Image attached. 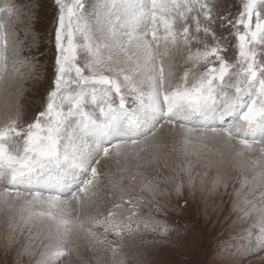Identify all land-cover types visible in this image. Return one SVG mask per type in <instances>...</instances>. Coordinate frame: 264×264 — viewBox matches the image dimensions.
Returning a JSON list of instances; mask_svg holds the SVG:
<instances>
[{
	"label": "snow or ice",
	"instance_id": "6c2138e0",
	"mask_svg": "<svg viewBox=\"0 0 264 264\" xmlns=\"http://www.w3.org/2000/svg\"><path fill=\"white\" fill-rule=\"evenodd\" d=\"M51 4L42 40L31 0L0 5V67L7 72L11 49L14 64L42 79L44 90L41 107L29 113L19 100L26 78L0 76L8 90L0 203L23 205L19 220L5 215L4 251L27 231L42 247L35 264H71L81 243L108 253L107 264H147L126 240L150 246L157 242L144 233L179 237L170 213L234 195L239 217L255 213L250 243L238 254L264 252V194L259 207L243 206L233 175L254 154L250 187L264 191V0H111L95 17L88 0ZM127 45L137 58L121 67L113 56ZM169 141L173 154L180 145L179 162L161 171L154 165ZM209 144L223 151L207 155ZM35 221L48 226L34 229ZM35 254L24 247L13 264Z\"/></svg>",
	"mask_w": 264,
	"mask_h": 264
},
{
	"label": "rangeland",
	"instance_id": "374dc122",
	"mask_svg": "<svg viewBox=\"0 0 264 264\" xmlns=\"http://www.w3.org/2000/svg\"><path fill=\"white\" fill-rule=\"evenodd\" d=\"M5 2L6 0H0V5ZM106 2L110 3L111 0H88L89 14L95 17L104 10L101 6ZM15 3L23 7L29 3V0H15ZM31 4L34 7L36 20L34 31L40 35L42 40L46 31L51 27L50 21L53 15L51 0H31ZM223 10L221 9V11ZM16 30L20 34V38L24 39L23 33L20 32L18 26ZM125 30L130 31L131 29ZM158 35L163 36L162 28L158 32ZM174 51V48H170L169 54L171 55ZM23 55L27 56L28 53L25 52ZM184 55L186 56L187 54L184 53ZM136 58L137 50L134 45H127L125 51H121L113 56L114 60L120 62L121 67L133 66ZM175 62L182 65L183 61L181 60L180 53H176ZM28 71L26 67L14 64L11 49H9L7 72H4L2 67H0V76H4L10 81H18L21 77L26 78V90L19 96V100L22 106L31 113L41 107V98L44 90L43 80L41 79L37 83L32 77H28ZM32 76H37L36 71H33ZM7 92V89L0 87V124L4 120L5 103L8 98ZM11 92L13 95H16L15 87L11 89ZM172 146L173 142L169 141L157 159L154 168L164 171L166 163L169 169H171L179 162L181 154L180 145H175L177 151L174 154L172 153ZM219 151H223V149L219 146L214 147L211 144L207 145L204 149V152L210 156L215 155ZM144 159H151V157H144ZM194 159L195 157H193ZM256 159L257 157L254 154H250L246 158L244 168L237 167L233 173L235 177L234 185L242 193L239 203H242L245 207H247V201L256 203L261 200L262 194H264V191L259 186L255 188L250 187L252 179L250 165ZM134 164L135 162L132 160L127 162V166L132 172L137 171ZM140 171H143V169L141 168ZM245 180L249 183H245L241 189V182ZM235 200L237 198L234 195L225 197L215 196L210 198L208 203L201 208H192L182 214L170 213V221L175 220L176 224L180 225L183 229L179 237H162L159 234L144 233L143 240L156 241L157 243L143 246L139 239H129L125 241L126 249L139 247L144 252L147 264H259L264 259V252L247 256L238 254L244 245L250 243L246 229L252 228L255 213H253V216L239 217L237 214L239 209H233V201ZM256 206L259 207V203H256ZM22 208V202H13V205L7 209L0 203V264H13V261L17 259V251H22L24 247H29L36 254L31 256L24 255L23 264H35V261L39 258V252L42 251V247L38 241L30 242L26 239L28 235L27 231L16 233V245L7 252L4 251L3 242L5 234L8 231L4 222L5 215L11 216L15 214L16 219L19 220ZM33 211H40V209L35 208ZM24 214L27 215V212L25 211ZM36 225H40L41 230L48 226L46 222L35 221L32 227L35 229ZM111 238L109 237V239ZM108 259V253L94 251L81 243L78 252L74 253L71 258V264H107ZM62 264H69V260L65 259Z\"/></svg>",
	"mask_w": 264,
	"mask_h": 264
},
{
	"label": "bare ground",
	"instance_id": "6f19581e",
	"mask_svg": "<svg viewBox=\"0 0 264 264\" xmlns=\"http://www.w3.org/2000/svg\"><path fill=\"white\" fill-rule=\"evenodd\" d=\"M161 51L163 52V48H161Z\"/></svg>",
	"mask_w": 264,
	"mask_h": 264
}]
</instances>
